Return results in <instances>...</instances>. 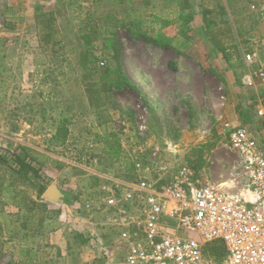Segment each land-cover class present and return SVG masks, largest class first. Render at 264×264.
<instances>
[{
	"label": "rangeland",
	"instance_id": "374dc122",
	"mask_svg": "<svg viewBox=\"0 0 264 264\" xmlns=\"http://www.w3.org/2000/svg\"><path fill=\"white\" fill-rule=\"evenodd\" d=\"M263 1L233 0L229 5L228 0H189L191 8L182 15L179 3L184 0H0V264L20 258L15 241L22 238V225L70 241L75 264H104L96 243H81L89 240L90 233H83L87 225L94 226L95 239L106 233L97 215L91 220L85 204L103 197V186L111 185L104 177L121 178L131 171L129 154L141 147L145 156L158 150L196 166L216 183L235 181V191H240L247 178L224 130L231 121L229 99L236 92H229L225 67L215 55H229L221 61L229 65L241 99H246L240 82L244 76H237L245 54H257L253 65L264 58V20L253 9ZM110 16L126 26L115 28ZM138 17L140 28L130 24ZM49 18L53 22L47 27ZM206 20L214 23L210 29ZM228 24L238 36L234 30L222 33ZM49 32L52 42L45 44ZM165 33H177L181 51L175 56L140 38L165 39ZM85 35L91 36L90 46ZM115 42L133 83L105 96V106L96 111L85 86L98 77L88 75L85 65L112 69ZM212 42L219 43V51ZM60 116L72 119L70 137L63 147L50 146ZM106 133L120 139L124 156L119 161L109 158L97 141ZM14 152L40 169L38 178L18 180ZM53 185L69 199L55 205L41 202L40 188ZM64 202L72 205L67 212Z\"/></svg>",
	"mask_w": 264,
	"mask_h": 264
},
{
	"label": "built area",
	"instance_id": "2783aa9c",
	"mask_svg": "<svg viewBox=\"0 0 264 264\" xmlns=\"http://www.w3.org/2000/svg\"><path fill=\"white\" fill-rule=\"evenodd\" d=\"M253 9L264 20V1ZM256 58L255 52L245 56L248 64ZM243 85L255 89L250 106L256 127L224 124L247 178L243 188L236 192L235 181H211L196 166L158 150L148 156L142 147L134 150L132 170L121 178L104 177L111 185L103 186V197L85 204L91 220L100 214L105 220L98 225L114 229L91 236L104 258L113 264H264L263 63ZM215 243L222 246L220 260L209 254Z\"/></svg>",
	"mask_w": 264,
	"mask_h": 264
},
{
	"label": "trees",
	"instance_id": "16d2710c",
	"mask_svg": "<svg viewBox=\"0 0 264 264\" xmlns=\"http://www.w3.org/2000/svg\"><path fill=\"white\" fill-rule=\"evenodd\" d=\"M229 5L233 4V0H228ZM180 4V10L182 12V15L191 8V4L189 0H184L183 3ZM109 22H116V27H125V24L118 23V20L114 17H109ZM49 27L52 22L53 18H49L47 21ZM143 20L138 17L133 20H130V24L133 27L140 28L142 27ZM165 24H168L167 22ZM209 20H206V26L208 29L213 25ZM107 32H111L114 34L111 30V27L107 28ZM183 36L187 35L183 33ZM141 39L148 41L149 43H154L158 45L161 49H166L169 47L168 44L163 45L161 43V40L163 39H157V38H151L148 37L145 34H142L140 36ZM84 40L88 46L91 44V36L85 35ZM166 41H171L169 39H163ZM43 42L45 44H49L52 42V34L51 32L47 33L44 38ZM164 42V41H162ZM114 48V55H113V61L114 66L111 68H100L98 65L88 67V64L85 65V69L88 72V75H96L98 77L97 81H91L85 86V92L88 98L89 105L96 111H101L102 108L105 106L103 103L105 96H111L114 91L121 90L124 87L131 86L133 81L130 78L127 68L124 65V62L121 60V52L119 47V42H115L113 45ZM45 118V115H43ZM72 124V119L65 116L58 117V120L56 121L54 125V132L49 140V145L54 147H63L69 137H70V126ZM97 141L103 144V152L112 159H115L119 161L123 156V148L120 143V139L116 133H106L105 135H98ZM24 152H28V149H23ZM12 158L14 160L15 167L13 168V174L18 177L19 181H27L30 176L39 177L40 169H37L35 165L31 161H27L22 155L17 154L14 152L12 155ZM1 159V158H0ZM128 169L132 170V163L129 164ZM98 182V181H97ZM96 182V184H97ZM2 185V181L0 179V186ZM46 191L45 187H41L39 190V195L42 196ZM66 199H69L67 195H65ZM209 254L213 258L220 260L221 256L223 255V250L221 243H215L209 247Z\"/></svg>",
	"mask_w": 264,
	"mask_h": 264
},
{
	"label": "crops",
	"instance_id": "0c3cea01",
	"mask_svg": "<svg viewBox=\"0 0 264 264\" xmlns=\"http://www.w3.org/2000/svg\"><path fill=\"white\" fill-rule=\"evenodd\" d=\"M224 29H222L224 32L222 33H230L232 34L234 30L233 29V24H228L227 26L223 27ZM236 36H238V31L234 30ZM165 38L169 39L171 41H166L165 44H168L169 47L166 49H161L159 50L160 52H171V54L173 56L177 55L181 50L179 49V45H177L176 43L178 42L179 39H176L177 37V33L174 34H168L165 33ZM214 41V40H213ZM216 41V40H215ZM213 43V47H214V51H219L220 48H216L217 45L219 43L216 42H212ZM216 43V44H215ZM216 46V47H215ZM251 53V52H250ZM216 57H219V63L222 67L224 68V77L227 79V84L229 85L228 89L229 92H236V96H233L232 98L229 99L230 105L227 107V115L228 117L231 119L230 123L231 124H245L247 123L251 128H255L256 123L255 121V117L253 115V113H251V106L249 103V98L250 100L255 99V89H250L249 92H247L245 90L244 87V95H246V99H241V93L239 92V88H237V84L235 85V82L233 81L236 77L233 75L234 73L232 72V70L230 69L229 65H223V62L221 60H224V58L228 59L229 55L224 54V58L220 55V54H216ZM221 56V57H220ZM246 56V54H245ZM223 58V59H222ZM234 58L236 59H240V56L238 53H236V55L234 56ZM177 60V59H176ZM261 63L264 64V58L261 60L259 59ZM245 66H243L241 68V70L239 71V74L237 76V78H241L240 76H247L250 71H254L257 67L256 65L253 64H248L245 60ZM172 63H170L168 65L167 68L163 69V74L164 76H166L167 74H169V70ZM243 77V79H244ZM241 83L242 80L240 81ZM239 82V83H240ZM246 91V92H245ZM236 98H238V100L236 101ZM240 100V101H239ZM239 113V114H238ZM243 119V120H242ZM36 168H38L36 166ZM40 168V167H39ZM49 190V189H48ZM46 188L45 193L40 196L41 198H43L44 200L41 202H50L45 198V194L48 191ZM60 190V189H59ZM64 199L65 198V194H64ZM60 202V201H59ZM59 202L57 204H59ZM51 204L55 205V203L50 202ZM65 205L63 206V211L67 212L68 209H71L72 205L71 203L69 204L68 202H64ZM74 208V207H73ZM98 217V219H100V223H104L103 221L105 220V218H103V216H101L100 214H95L94 216ZM99 223V224H100ZM101 223V224H102ZM87 224V223H86ZM102 228V233L103 230L105 231H112L114 229H112V225H99ZM86 228V227H85ZM88 229H85L86 232L88 234V232L90 233V235L88 236L89 240L87 241H81V243H89L91 244V236L93 235V233H95V228L93 225H87ZM100 228V229H101ZM41 227H29L28 225H22L20 228V231H22V238L16 239L15 244L18 247L16 253H18V255L20 256L19 259L15 258L14 259V264H60V262L63 260L62 264H75L76 260L74 255L70 254V246H72V243H70V241L65 240L63 242L59 241V239L57 237H55L56 234H49V232L43 233V231H41ZM84 230V229H83ZM2 232V230H0ZM116 232V231H115ZM82 234V233H81ZM97 236H99L97 234ZM81 238H83L82 235H80ZM85 238V237H84ZM10 243L12 242V240L9 241ZM57 246V252L62 256L58 257L59 260L56 259V255L54 253V250L56 249ZM98 253H100V251H98ZM99 258H103L104 259V264H113L112 260H108L106 258H104V256L102 255V253H100V257ZM90 260V259H88Z\"/></svg>",
	"mask_w": 264,
	"mask_h": 264
},
{
	"label": "water",
	"instance_id": "95a60500",
	"mask_svg": "<svg viewBox=\"0 0 264 264\" xmlns=\"http://www.w3.org/2000/svg\"><path fill=\"white\" fill-rule=\"evenodd\" d=\"M45 198L48 201L57 204L61 199L64 198V194L59 190V188L56 185H53L46 192Z\"/></svg>",
	"mask_w": 264,
	"mask_h": 264
}]
</instances>
